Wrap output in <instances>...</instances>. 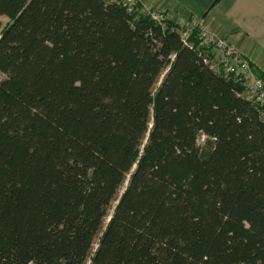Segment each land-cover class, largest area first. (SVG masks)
I'll list each match as a JSON object with an SVG mask.
<instances>
[{"label": "trees", "instance_id": "obj_1", "mask_svg": "<svg viewBox=\"0 0 264 264\" xmlns=\"http://www.w3.org/2000/svg\"><path fill=\"white\" fill-rule=\"evenodd\" d=\"M3 17L0 264H264V116L198 27L108 0Z\"/></svg>", "mask_w": 264, "mask_h": 264}, {"label": "crops", "instance_id": "obj_2", "mask_svg": "<svg viewBox=\"0 0 264 264\" xmlns=\"http://www.w3.org/2000/svg\"><path fill=\"white\" fill-rule=\"evenodd\" d=\"M147 10L166 12L181 27L198 24L231 42L264 74V0H139Z\"/></svg>", "mask_w": 264, "mask_h": 264}, {"label": "built area", "instance_id": "obj_3", "mask_svg": "<svg viewBox=\"0 0 264 264\" xmlns=\"http://www.w3.org/2000/svg\"><path fill=\"white\" fill-rule=\"evenodd\" d=\"M111 3L121 4L127 7L129 12H135L138 6L137 0H108ZM149 14L155 21L163 23L169 20L166 12H156L152 10H143ZM198 25V24H197ZM196 24L194 27H199ZM190 33L184 34L187 40ZM200 45L210 52L212 69L224 77H234L244 86L243 96L253 101L264 116V80L258 78L251 67L250 62L244 58L235 48V46L224 39L216 37L204 28L199 30Z\"/></svg>", "mask_w": 264, "mask_h": 264}, {"label": "rangeland", "instance_id": "obj_4", "mask_svg": "<svg viewBox=\"0 0 264 264\" xmlns=\"http://www.w3.org/2000/svg\"><path fill=\"white\" fill-rule=\"evenodd\" d=\"M137 3H138V6L135 8V11H138L139 6L141 5L139 0H137ZM141 7H142V12H143V10H145V11L147 10L144 6L141 5ZM144 13H146V12H144ZM9 23H10V19H9V18H7V17H3V18H2V27H1V29H0V34H1L2 30H3V29H4ZM194 25H195V24H194ZM194 25H188V26H184V27H182V28L184 29L183 37H184V34H185V33H190V32H191V29L194 27ZM196 25H197V24H196ZM197 26H198V25H197ZM198 30H200V27H198ZM3 78H4V75L0 73V79H3ZM163 78H164V76H162V77L160 78L158 84H157L156 87H155V91H156V89L160 86V83L162 82ZM206 140H207V137H205V136H201V137L199 138L198 145H199L200 148H203V147L205 146ZM127 184H128V181L125 183V187L127 186ZM123 190H124V189H123ZM123 190H121V192L119 193V198H120V196L122 195ZM117 203H118L117 201L114 202L113 205H112V207L110 208V210H109V214H108V217H107V219L105 220V223H104V225H103V230H104V229L106 228V226L108 225V222L110 221V218H111V216H112V214H113V212H114V209H115ZM101 235H102V234H100L99 237L95 240V244H94V246H93L92 253H94V252L96 251V249H97V247H98V243H99V238H100ZM91 257H92V254H91ZM91 257H90V258H91ZM90 258L88 259L87 264H90V263H91Z\"/></svg>", "mask_w": 264, "mask_h": 264}, {"label": "water", "instance_id": "obj_5", "mask_svg": "<svg viewBox=\"0 0 264 264\" xmlns=\"http://www.w3.org/2000/svg\"><path fill=\"white\" fill-rule=\"evenodd\" d=\"M161 84V83H160Z\"/></svg>", "mask_w": 264, "mask_h": 264}]
</instances>
